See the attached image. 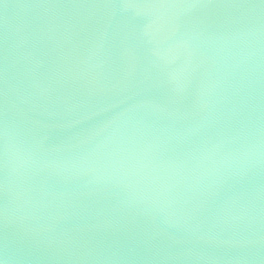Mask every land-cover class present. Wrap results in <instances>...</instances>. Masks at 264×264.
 Segmentation results:
<instances>
[{"label":"water","instance_id":"water-1","mask_svg":"<svg viewBox=\"0 0 264 264\" xmlns=\"http://www.w3.org/2000/svg\"><path fill=\"white\" fill-rule=\"evenodd\" d=\"M0 264H264V0H0Z\"/></svg>","mask_w":264,"mask_h":264}]
</instances>
